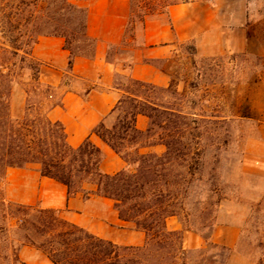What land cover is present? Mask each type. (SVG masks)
I'll return each instance as SVG.
<instances>
[{
    "label": "trees",
    "instance_id": "16d2710c",
    "mask_svg": "<svg viewBox=\"0 0 264 264\" xmlns=\"http://www.w3.org/2000/svg\"><path fill=\"white\" fill-rule=\"evenodd\" d=\"M189 1L159 0L155 7L152 0H129L127 35L138 24L143 27L149 19L167 16L170 6ZM63 5L64 30H58L59 18L51 16L52 29L37 33L33 44L42 35L63 37L71 66L75 57L94 56L96 40L87 32L86 9L70 0H64ZM78 39L82 44L73 49L70 40ZM36 81L40 83L38 78ZM154 89L153 85L131 81L128 95L115 108L116 122L111 127L100 122L93 128V133L126 163L115 174L101 172L103 153L89 138L72 147L62 125L49 120L46 113L15 122L7 120L5 114L0 116V176L8 168L37 164L41 175L64 184L69 195L82 192L88 197L90 192L84 186L93 184L96 195L114 201L121 220L145 233L142 245L122 246L91 234L53 209L23 205L36 210L37 220L26 226L24 219L18 218L17 244L12 242V256L6 253L2 259H8V264H19L18 250L31 245L42 250L54 264H188L189 251L183 249V237L185 231H194L192 195L202 180L204 155L196 139L202 135L196 134L198 120L193 114L182 111L175 101L165 104L149 92ZM138 114L149 119L144 131L136 127ZM155 145H163L165 151L141 152L142 148ZM172 216L179 218L181 230L167 227V219ZM1 230L8 232L9 228ZM35 235L44 240L39 241ZM209 244L231 251L210 240Z\"/></svg>",
    "mask_w": 264,
    "mask_h": 264
},
{
    "label": "rangeland",
    "instance_id": "374dc122",
    "mask_svg": "<svg viewBox=\"0 0 264 264\" xmlns=\"http://www.w3.org/2000/svg\"><path fill=\"white\" fill-rule=\"evenodd\" d=\"M152 2L158 7L159 0ZM63 3L0 0V116L5 114L11 122L44 114L59 95L48 85L37 83L40 66L31 50L37 33L52 29L51 16L59 18L58 30H64ZM248 11V24L256 32L249 38V51L233 52L217 44L216 38L199 51L193 44L183 43L180 56L174 59L173 84L166 98L160 96L165 104L175 101L182 111L193 114L198 120L196 134L202 135L196 139L204 155L202 180L192 195V232L205 237L206 244L187 253L188 264H264V56L258 54L261 47L257 48L263 38L264 0H249ZM141 28L138 24L129 36L140 37ZM80 41L70 40L71 47L82 44ZM179 79L184 88L176 92ZM150 93L158 96L162 91ZM6 176H0L1 264H8L2 257L6 253L12 256L10 245L17 244L18 218L31 226L38 216L36 210L9 199ZM225 224L240 229V240L231 251L213 248L208 240L218 225Z\"/></svg>",
    "mask_w": 264,
    "mask_h": 264
},
{
    "label": "crops",
    "instance_id": "0c3cea01",
    "mask_svg": "<svg viewBox=\"0 0 264 264\" xmlns=\"http://www.w3.org/2000/svg\"><path fill=\"white\" fill-rule=\"evenodd\" d=\"M70 2L87 11V32L96 40L94 56L75 57L69 66L70 52L65 48V39L53 35L40 36L31 55L40 66L39 81L59 92L56 101L46 109V116L62 125L72 147H78L87 138L99 147L103 153L100 170L105 174L117 173L126 163L93 133V128L100 122L108 125L115 108L128 95L131 81L153 85L162 91L158 96L166 98L176 74L174 59L180 56L183 43L189 42L199 51L216 38L217 44L233 52H247L250 36H256L252 24H248L249 0H191L174 4L167 16L147 20L140 37L127 35L129 0ZM261 35L257 48L261 47L258 54L264 56V27ZM183 88L179 79L175 90L181 92ZM135 124L144 131L149 119L138 114ZM164 151L163 145L141 149L157 154ZM6 175L9 199L15 203L53 209L69 222L118 245L139 246L145 242V233L121 220L114 201L96 195L93 184L84 186L90 192L88 197L82 192L69 195L64 184L41 175L37 164L8 168ZM167 227L183 228L176 216L167 219ZM209 240L233 249L240 240V229L233 224L218 225ZM205 244L201 234L184 232L183 249L198 250ZM18 257L19 264H54L42 250L31 245L21 246Z\"/></svg>",
    "mask_w": 264,
    "mask_h": 264
}]
</instances>
